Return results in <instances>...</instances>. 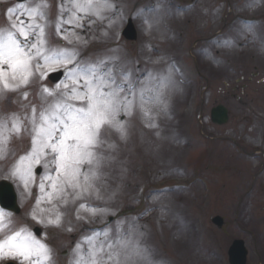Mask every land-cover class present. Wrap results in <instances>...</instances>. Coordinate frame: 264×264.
I'll list each match as a JSON object with an SVG mask.
<instances>
[{
  "label": "rangeland",
  "instance_id": "374dc122",
  "mask_svg": "<svg viewBox=\"0 0 264 264\" xmlns=\"http://www.w3.org/2000/svg\"><path fill=\"white\" fill-rule=\"evenodd\" d=\"M188 1L184 9H176L169 0H109L114 7L104 12L103 19L85 16L80 21L82 26H76L64 23L71 15L69 0H47L46 19L32 23L45 25L49 47L77 53L70 67L117 57L105 61V70L114 68L117 79L121 70L130 72L135 82L149 73L170 74L171 81L162 97L167 106L166 110L160 109L163 105L156 106L147 117L139 107L130 116L121 112L118 119L125 125L126 137L122 139L114 129L104 130L101 138L105 144L98 149L104 159L94 190L77 200L72 199L74 194L68 190L66 204L60 199L52 203L44 199L36 204L42 195L40 179L48 171L43 164L39 174H35L36 165L33 166V178L27 188L10 175L9 166L30 147L27 133L13 134L4 145L0 179L13 183L20 211L14 214L0 209L5 222L10 221L8 229L0 232V239L24 228L51 250V264H70L77 244L87 253L89 239L95 246H103L107 264H113L107 260V253L117 251L108 246L120 241L138 245L152 264H227V247L232 239L242 238L247 247L245 263L264 264V92L253 95L252 99L257 101L251 105L252 112L231 97V89L238 85L242 61L238 43L248 41L251 32L236 18L211 42L195 41L218 30L219 25L213 24L217 12L227 13V21L236 14L264 16V0ZM35 2L0 0V27L7 26L8 7L16 9L13 22L16 17L28 21L26 12ZM148 4L154 8L147 11ZM139 10H143L142 15H138ZM123 11L132 20L135 16L139 23L133 44L118 37ZM163 18L173 24L171 35L153 22ZM146 19L152 24L147 25ZM57 24L60 33L56 31ZM176 31L181 34L177 36ZM36 32L38 29L30 41H35ZM62 35L67 39L61 38ZM177 37L182 48L174 46L180 45ZM258 38L264 46V26ZM199 44L198 50L194 46ZM198 51L199 56L193 60ZM253 55L248 77L252 76V64H257L260 73L246 88L252 93L258 86L256 81L264 77V50ZM248 57L244 53L243 60L250 62ZM184 68L190 74L185 86L180 84V71L184 72ZM60 69L64 76L57 83L49 82L46 75L43 80L34 78L16 92L0 93V119L10 128L13 114L23 119L30 115L33 105L39 111L40 86L55 88L61 81L68 82L65 69ZM46 71L48 74L51 70ZM24 92L28 93L27 99L23 98ZM216 103L225 104L229 110L230 118L225 124L214 125L209 120L208 110ZM165 112H171L181 123L174 132L170 126L176 128L177 124ZM109 144L114 147L109 148ZM87 170L85 167L83 171ZM80 204L86 207L80 209ZM90 209H95V213ZM57 213L61 214V224H48L47 220L55 219ZM216 214L223 217L221 229L209 221ZM77 215L82 218L77 219ZM34 225L41 228L38 236L32 233ZM196 230H200L199 238H195ZM190 233L193 237L187 236ZM64 250L66 253L61 254ZM120 259L123 261L124 257ZM7 261L19 264L6 258L0 259V264Z\"/></svg>",
  "mask_w": 264,
  "mask_h": 264
},
{
  "label": "snow or ice",
  "instance_id": "6c2138e0",
  "mask_svg": "<svg viewBox=\"0 0 264 264\" xmlns=\"http://www.w3.org/2000/svg\"><path fill=\"white\" fill-rule=\"evenodd\" d=\"M69 3L71 15L64 23L76 26H82L80 21L85 16L103 19L104 12L114 7L109 0H69ZM48 7L47 0H36L26 12L28 21L16 17L15 22L13 14L16 9L8 7L5 12L7 26L0 27V93L16 92L36 77L43 80L47 75L46 70L58 71L61 67L65 69L68 81H61L55 88L41 85L39 111L33 105L30 115L23 119L13 114L10 128L5 120L0 119V159L5 158L4 145L13 134L20 136L27 133L30 137V147L26 153L9 166L10 175L22 181L27 188L29 180L33 178L34 165L43 164L48 169L40 179L42 195L37 198V205L44 199L49 203L60 199L66 204L68 190L74 194L73 200L90 194L99 178V168L104 159L98 152L105 144L101 138L104 130L114 129L122 139L125 138L127 132L118 119L120 113L130 116L139 107L147 117L156 106L166 107L167 102L162 97L171 81L170 74L154 76L149 73L143 80L134 82L131 73L123 70L117 79L114 68L105 70V61L117 57H105L95 63L70 67L77 53L49 47L45 25L32 23L37 19L45 20V9ZM142 14L143 10H139L138 15ZM36 29V39L30 41ZM56 31L60 33L59 24ZM61 38L67 39V36L62 35ZM52 65L56 67L52 68ZM27 96L28 93L24 92L23 98L27 99ZM108 147L114 145L109 144ZM85 167L87 171H83ZM85 207V204L79 205L80 209ZM89 211L95 213L96 210ZM81 218L77 215V219ZM61 219V214L57 213L55 219L49 218L47 223L59 226ZM9 224L10 221L6 223L4 214L0 213V232L8 229ZM88 244L87 253L80 244L76 245L70 264H107L103 246H95L90 239ZM108 247L117 249L107 253V260L113 264H152L138 245L120 241ZM121 256L124 257L123 261ZM5 258L17 260L19 264H51V250L31 232L20 228L0 239V259Z\"/></svg>",
  "mask_w": 264,
  "mask_h": 264
},
{
  "label": "water",
  "instance_id": "95a60500",
  "mask_svg": "<svg viewBox=\"0 0 264 264\" xmlns=\"http://www.w3.org/2000/svg\"><path fill=\"white\" fill-rule=\"evenodd\" d=\"M134 32L130 26H128L124 33L125 37L130 39L134 37ZM60 72H54L49 74V79L56 81L60 77ZM210 118L215 123H223L227 120L226 108L222 105H216L210 111ZM13 188L10 183H7L4 180H0V205L6 209L18 212L17 204L15 203V194L13 193ZM213 221L217 224H221V218L214 217ZM39 229L36 228L35 232L38 233ZM240 240H234L228 250L229 264H243L245 261V248L243 243ZM12 264V263H7Z\"/></svg>",
  "mask_w": 264,
  "mask_h": 264
},
{
  "label": "flooded vegetation",
  "instance_id": "af4514ba",
  "mask_svg": "<svg viewBox=\"0 0 264 264\" xmlns=\"http://www.w3.org/2000/svg\"><path fill=\"white\" fill-rule=\"evenodd\" d=\"M245 72V71H244ZM247 87H246V83H243L242 84V86H241V88H240V90L245 94V95H247L246 97H244L245 99H244V101H243V103L244 104H246L247 102H246V98L248 97V94H246V89Z\"/></svg>",
  "mask_w": 264,
  "mask_h": 264
}]
</instances>
